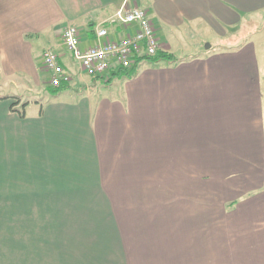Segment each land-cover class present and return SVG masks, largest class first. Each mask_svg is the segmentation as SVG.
Wrapping results in <instances>:
<instances>
[{"label": "crops", "instance_id": "0c3cea01", "mask_svg": "<svg viewBox=\"0 0 264 264\" xmlns=\"http://www.w3.org/2000/svg\"><path fill=\"white\" fill-rule=\"evenodd\" d=\"M131 7L177 54L238 38L264 0H0V264H264V26L86 76L63 31L88 48ZM46 49L70 73L58 93Z\"/></svg>", "mask_w": 264, "mask_h": 264}, {"label": "built area", "instance_id": "2783aa9c", "mask_svg": "<svg viewBox=\"0 0 264 264\" xmlns=\"http://www.w3.org/2000/svg\"><path fill=\"white\" fill-rule=\"evenodd\" d=\"M118 28L120 33H118ZM95 43L83 49L77 29L65 28L63 45L70 57L86 76L107 80L116 69L129 70L160 50L158 40L145 10L140 7L122 8L94 28ZM42 70L49 77V86L57 88L71 81L69 72L60 64L53 49L42 53Z\"/></svg>", "mask_w": 264, "mask_h": 264}, {"label": "rangeland", "instance_id": "374dc122", "mask_svg": "<svg viewBox=\"0 0 264 264\" xmlns=\"http://www.w3.org/2000/svg\"><path fill=\"white\" fill-rule=\"evenodd\" d=\"M264 26V13H260L259 15H256L254 16V18H251V17H243L240 22H239V25L238 27L240 29L239 32L236 34L238 35V38L237 37H234L232 38V40H222V39H219V38H215L214 36H205V35H198V34H193V40H190L188 43L186 42L185 44L183 43V40H181L180 42L175 40L174 44L176 43L177 44V56H182L183 55V59H186L188 57H190V55L192 54H196V53H199V52H205V51H208V50H212V49H216L218 47H221V46H225V45H231V44H234V43H237L242 36H244V34H247L249 32H251L252 30L255 31V30H259L261 27ZM232 32H234V29L231 30ZM229 37V36H228ZM228 37H226L228 39ZM199 42V43H197ZM184 47V51H181V49H183ZM71 67V66H70ZM73 73L76 72V69H75V65L74 67L72 68L71 70ZM41 75H42V78H43V85H45L46 87H48V79L46 77V73L42 70L41 72ZM70 75V73H69ZM115 84H117V78L113 81L112 85L114 86ZM6 91L9 92V93H13V90L10 89V88H6ZM2 95V93H0ZM46 96L48 95L46 92H44V94H42L41 96H32L30 95V97H25V99H30V100H34L36 98L37 99H41L42 96ZM48 98V96H47ZM34 106L30 105V109H32ZM35 108V107H34ZM11 217L10 216H3V231H2V237H3V234L5 233V224L6 223H9L10 222V219ZM3 238H0V240H2ZM5 241V240H4Z\"/></svg>", "mask_w": 264, "mask_h": 264}, {"label": "trees", "instance_id": "16d2710c", "mask_svg": "<svg viewBox=\"0 0 264 264\" xmlns=\"http://www.w3.org/2000/svg\"><path fill=\"white\" fill-rule=\"evenodd\" d=\"M145 60H150V62H156V61H159V60H163V61H165L167 63H172V62H178V61L182 60V58L181 57H178L174 53H167V52H164V51H160L159 50L156 53V55H154L153 57H150V58H146ZM134 68H135V66L132 67L129 70L116 69V70L112 71V73L110 74V79H112V77H114V76H118V75L121 76L122 74L124 76H126V77H131L132 74H133V69ZM110 79H109V81H110ZM64 88H65V85H61V86L55 88L57 90H55L54 92L55 93H58L59 91L63 90ZM15 105H16V103H12L10 105V109L16 111L18 113L19 117L23 118L24 117V111L23 110H24L25 106L27 105V103L26 102H23L21 104V106H20L19 109H14L13 107Z\"/></svg>", "mask_w": 264, "mask_h": 264}]
</instances>
